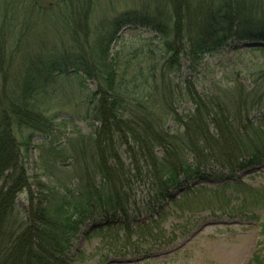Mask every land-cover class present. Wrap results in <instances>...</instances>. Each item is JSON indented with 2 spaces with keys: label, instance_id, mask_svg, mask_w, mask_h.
<instances>
[{
  "label": "trees",
  "instance_id": "obj_1",
  "mask_svg": "<svg viewBox=\"0 0 264 264\" xmlns=\"http://www.w3.org/2000/svg\"><path fill=\"white\" fill-rule=\"evenodd\" d=\"M76 1H68L71 11L62 17L66 28L57 33L60 47L48 51L42 45L17 68L13 50L36 23V16L21 21L25 16L19 4L31 2L34 12L55 7L46 0H0V264H73L72 241L83 224L129 227L131 214L143 209L151 214L139 220L144 231L139 239L147 237L148 246L142 248L150 250L162 227L154 231L152 223L160 215L156 219L155 208L145 202L146 189L161 190L183 211L231 206L225 187L189 185V179L218 173L210 170L212 162L222 169L231 166L233 181L225 186L244 194L241 205L264 204V196L236 176L264 157V71L253 84L237 83L216 94L199 92L195 77L203 59L233 38L264 42V25L255 21L264 17V8L252 0H142L143 11H123L92 28L94 1ZM237 22L242 29H235ZM127 25L164 35L166 51H151L138 63L135 58L116 63L110 46ZM183 60L188 65L181 73ZM70 72L96 83L86 116L94 121L90 142L72 137L61 144L55 116L42 107L55 74ZM181 102L192 104L191 113L178 110ZM260 115L262 122L256 119ZM37 135L48 136L39 144L41 169L46 176L52 173L51 180L56 177L53 183L32 181L29 173V152ZM168 184L183 187L182 195L166 191ZM253 191L255 203L247 201ZM24 193L30 204L26 219L18 205ZM211 195L223 201L204 202ZM130 249L136 252L138 247Z\"/></svg>",
  "mask_w": 264,
  "mask_h": 264
},
{
  "label": "rangeland",
  "instance_id": "obj_2",
  "mask_svg": "<svg viewBox=\"0 0 264 264\" xmlns=\"http://www.w3.org/2000/svg\"><path fill=\"white\" fill-rule=\"evenodd\" d=\"M46 1L47 4L50 3L52 8H55H43L42 12L35 9L34 12L31 2L19 4V7L23 8L21 15L24 14L25 16L21 18V21H27L36 16V23L30 31L31 33L25 35L14 50L12 49L14 56H17L14 67L19 68V63L26 58V55L39 50L42 45H47L48 51L60 47L61 36L57 33L61 31L62 34L66 28L62 17L63 15L66 16L68 10L71 11V1H74V4L78 3L76 0ZM93 1V10L89 17V26L92 28L104 25L105 20H111L123 11H143L144 9L142 0ZM251 2L259 6L258 8H264V0H259L258 3L253 0ZM59 8L60 10H58ZM161 10L169 13L168 9ZM255 21L260 27L264 25V17L255 18ZM238 28H241L239 22L235 26V29ZM193 31L194 34L198 33V30L193 29ZM248 31L250 30L248 29ZM164 41L165 36L152 29L127 25L120 29L111 43L110 58L116 63L135 58V62L138 63L143 61L151 51L162 55L166 51ZM257 41L233 38L224 47L208 54L203 59L198 73L195 74V77L198 78L199 92L216 94L217 90L227 89L237 83L253 84L258 74L264 71V47H249L245 44ZM48 51L45 52L48 53ZM187 65V62L183 60L181 73L185 72ZM23 68H20V71H15V74H20ZM70 73L72 75H68V73H66L67 75L55 74L53 83H51V93L45 99V104L42 107L55 116L57 123L55 131L57 136L62 137L61 144L72 137L81 138V140L86 138V141L90 142L89 137L94 130L92 125L94 121L86 116L89 114L90 117L91 114L89 112V100L91 92L96 89V83L92 80H86L81 74ZM180 79H183V76L178 77L177 80ZM192 109L193 106L190 102H181L178 106V110L185 114L191 113ZM261 118L260 115L256 119L258 122H262ZM47 138L48 136L44 135L34 137L33 147L30 149L27 162L32 181L35 178H41L43 181L49 180L52 183L56 180V177L50 179L52 173L46 176L41 169L44 163L43 159L40 158L42 150L39 148V144ZM260 161V164L248 166L238 172L236 176L252 190L264 196V157ZM72 165L75 163L72 162ZM210 167L213 168L210 169L212 171L218 170L219 174L211 173L209 177L202 175L197 179H189V185H205L211 189L225 187V194L232 198L231 206L222 207V209L213 206L211 209L199 212L183 211L173 204L168 196L163 197L161 190L150 189L149 191L146 189L147 191L143 192L145 202H149L148 205L155 208L152 210V214L156 219L160 215V219H157L156 223H152V226L155 227L154 231L158 230L159 226L162 227L159 234L150 241V243L156 242L151 245L152 247L150 246V250H143L142 248L148 246V238L141 237L144 242L139 239V234L144 232L139 230L141 228L137 226L140 224L139 220H148L150 218L148 214H151L148 212L149 209H143L139 214H131L129 227L118 222L113 224L114 227L104 224L102 228L99 225L96 227L91 224H83L82 231L72 241V263L248 264L249 261H252L253 264H264V204L255 203L257 194L253 191L251 194H247V201L255 204L250 206L248 202L247 206L241 205V201L243 198L245 199L244 194L237 191L235 187L228 188L225 186L228 183L232 184L233 181L229 179V167L231 166L222 169L219 162H212ZM70 169L73 168L70 167ZM179 176L180 179H183L185 177L184 171H181ZM71 180L75 181L76 179L72 178ZM33 189L40 192V190L37 191L36 185L33 186ZM162 190L165 191V188ZM182 190H184L183 187L177 188L171 184H168V188L166 187V191L176 195L175 197H179ZM139 195L137 199L141 202V191ZM207 200L212 203L214 200L223 201V198L211 195L205 198L204 202L207 203ZM18 205L21 216L24 219L28 218L30 204L26 193L18 197ZM129 228L132 231L131 237H128ZM164 234L167 238H163ZM131 247H138V250L133 252Z\"/></svg>",
  "mask_w": 264,
  "mask_h": 264
},
{
  "label": "water",
  "instance_id": "obj_3",
  "mask_svg": "<svg viewBox=\"0 0 264 264\" xmlns=\"http://www.w3.org/2000/svg\"><path fill=\"white\" fill-rule=\"evenodd\" d=\"M246 46L249 47H264V42L257 41V42H248L245 44ZM96 226V225H95Z\"/></svg>",
  "mask_w": 264,
  "mask_h": 264
}]
</instances>
